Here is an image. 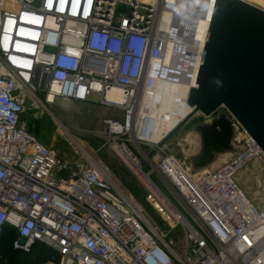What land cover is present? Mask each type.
Instances as JSON below:
<instances>
[{
  "label": "built area",
  "instance_id": "2783aa9c",
  "mask_svg": "<svg viewBox=\"0 0 264 264\" xmlns=\"http://www.w3.org/2000/svg\"><path fill=\"white\" fill-rule=\"evenodd\" d=\"M205 2L193 18L180 0H0V232L15 229L16 249L41 242L59 256L51 264H264V206L236 181L249 159L264 160L262 148L249 136L221 166L191 170L158 146L160 116L145 100L160 82H178L182 34L196 29ZM50 94L122 110L103 118L105 144L168 230L109 166L65 158L28 129L27 106L45 108ZM173 228L184 230L181 252Z\"/></svg>",
  "mask_w": 264,
  "mask_h": 264
},
{
  "label": "water",
  "instance_id": "95a60500",
  "mask_svg": "<svg viewBox=\"0 0 264 264\" xmlns=\"http://www.w3.org/2000/svg\"><path fill=\"white\" fill-rule=\"evenodd\" d=\"M202 17L211 22L196 85L189 89L191 109L158 144L197 113L211 115L225 106L228 112L197 126L202 148L190 159L194 171L242 151L234 142L239 125L264 151V0H206Z\"/></svg>",
  "mask_w": 264,
  "mask_h": 264
},
{
  "label": "rangeland",
  "instance_id": "374dc122",
  "mask_svg": "<svg viewBox=\"0 0 264 264\" xmlns=\"http://www.w3.org/2000/svg\"><path fill=\"white\" fill-rule=\"evenodd\" d=\"M41 97L44 98V94ZM223 112H228L225 106L220 107L211 115L197 113L162 145V152L173 153L190 167V159L202 148L197 126L200 123L211 122ZM122 116V110L104 106L96 99L83 102L59 98L55 103L46 104L45 108L32 110L27 106L24 113L28 129L45 146L65 158H77L86 155L87 152L79 147L76 140L83 142L93 155V157L89 156L109 166L117 179L135 194L146 213L162 229L168 230L169 224L162 217L158 207L151 204L143 186L105 144L103 118ZM239 126L234 142L236 147L242 149V151L235 150L225 153L212 168L221 166L248 147L250 135L241 125ZM254 151L255 147L250 149L249 153L254 154ZM236 181L254 203L261 207L264 206V160L260 156H254L240 168L236 174ZM170 237L174 240L177 250L181 252L186 244L184 230L173 228L170 230L168 238ZM7 260L8 258H1L0 263L7 264ZM23 262V264H51L48 263V260L42 262L34 257L24 258ZM55 262H57V259H55Z\"/></svg>",
  "mask_w": 264,
  "mask_h": 264
},
{
  "label": "bare ground",
  "instance_id": "6f19581e",
  "mask_svg": "<svg viewBox=\"0 0 264 264\" xmlns=\"http://www.w3.org/2000/svg\"><path fill=\"white\" fill-rule=\"evenodd\" d=\"M180 5L185 15L194 18L198 0H180ZM169 16L168 13H165V19H168ZM207 27L208 22L203 18H198L195 30L192 32H183L181 43L183 62L181 64L182 70L177 74L179 78L178 82L162 81L159 83L158 90H156L155 93L147 94L145 97V100L151 105L153 111L157 112L160 116L156 128V137L159 140L165 137V135L181 122L185 118L184 115L191 109L190 105L184 107L181 101L184 95L188 93L190 86L196 84L197 73L202 59L203 46L207 35ZM170 51L171 53L173 52V50ZM109 96L122 100L119 91H113ZM56 100L57 98H54V96L50 94L49 101L55 103ZM76 143L87 152L88 155L93 157L91 151H89L83 142L76 140Z\"/></svg>",
  "mask_w": 264,
  "mask_h": 264
},
{
  "label": "trees",
  "instance_id": "16d2710c",
  "mask_svg": "<svg viewBox=\"0 0 264 264\" xmlns=\"http://www.w3.org/2000/svg\"><path fill=\"white\" fill-rule=\"evenodd\" d=\"M15 238L16 231L10 226H6L0 232V260L1 258H8L7 264H23L24 258L28 257H34L42 262L49 259L59 260L56 251L41 242H36L30 251L16 249L13 246Z\"/></svg>",
  "mask_w": 264,
  "mask_h": 264
}]
</instances>
